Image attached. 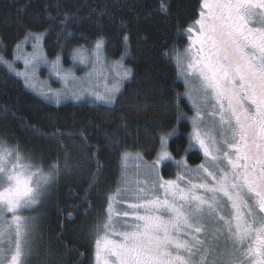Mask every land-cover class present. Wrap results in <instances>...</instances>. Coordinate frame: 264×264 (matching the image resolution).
<instances>
[{
  "label": "snow or ice",
  "instance_id": "obj_1",
  "mask_svg": "<svg viewBox=\"0 0 264 264\" xmlns=\"http://www.w3.org/2000/svg\"><path fill=\"white\" fill-rule=\"evenodd\" d=\"M159 11L167 15L165 0ZM185 32L184 53L171 57L194 112L183 151L190 157L198 149L202 162L191 168L184 157L174 160L168 141L176 129L161 135L144 180L133 185L125 177L106 195L95 229V264H264V0H200ZM46 36L27 33L13 60L0 56V64L46 104L71 100L114 110L123 82L132 76L123 58L112 68L116 79L101 92L92 76L104 59L105 40L99 37L91 48L73 49V65L84 66L85 79L65 71L59 55L48 60ZM124 41L127 47V35ZM24 44H30V53ZM18 61L23 71L14 66ZM49 64L61 90L38 80L41 66ZM28 130L45 135L35 127ZM130 155L125 152L121 160ZM135 158L142 160L139 153ZM166 161L174 163L175 178L162 174L161 165L171 175ZM69 167L66 156L63 164L45 168L14 137L0 135V264H33L39 217L26 213L43 206ZM96 167L98 178L103 172L99 162ZM116 204L127 208L118 210Z\"/></svg>",
  "mask_w": 264,
  "mask_h": 264
},
{
  "label": "trees",
  "instance_id": "obj_2",
  "mask_svg": "<svg viewBox=\"0 0 264 264\" xmlns=\"http://www.w3.org/2000/svg\"><path fill=\"white\" fill-rule=\"evenodd\" d=\"M165 2L167 15L159 11L160 0H0V56L6 60L13 59L27 33L46 32L49 59L61 55L68 64L74 48H89L102 37L110 59L123 58L132 70L113 110L91 103L46 104L0 64V135L14 137L45 168L63 164L66 156L70 164L43 206L29 212L39 217L33 264H95L96 225L106 195L119 182L125 152H140L152 161L159 137L176 129L168 142L173 159L184 157L191 167L200 161L199 151L192 150L190 157L183 151L191 127L181 114L192 110L171 58L187 47L185 29L196 19L200 0ZM57 132L59 139L50 138ZM97 162L103 172L98 178ZM166 164L171 175L163 166L162 174L171 177L175 165Z\"/></svg>",
  "mask_w": 264,
  "mask_h": 264
},
{
  "label": "rangeland",
  "instance_id": "obj_3",
  "mask_svg": "<svg viewBox=\"0 0 264 264\" xmlns=\"http://www.w3.org/2000/svg\"><path fill=\"white\" fill-rule=\"evenodd\" d=\"M91 47H89V48H91ZM23 50H24V52L30 53L32 51V48H31L30 44H24L23 45ZM184 51H185V49L182 50V51L180 50L179 52H176V53L183 54ZM44 52H45V54L47 56V53H46L45 49H44ZM60 57H61V66H62V68L65 71H68V70L72 71L75 74V76L78 77V78H85V79L87 78L86 77V70L84 69L83 65H80L79 63H77L75 66L73 65V61L71 59V54L68 57V64H66L67 61H66V59L64 57H62L61 55H60ZM47 58H48V56H47ZM55 59L56 58H54V59H49L48 58V60L50 62L54 61ZM119 62H121V60H114L113 61V59H110V57L108 56V54L104 50V59L101 61V65L97 68V70L94 72V74L92 76V82L94 84L98 85V90L99 91L103 92V90L105 88V85L110 87L111 86V82H114V80L116 79V75H115V72L112 70V68H113V66L116 63H119ZM122 62L124 64V66L127 67L126 64H125V61L122 60ZM14 66L19 71H23L24 70V65H23L22 61L16 62V64ZM49 70H50V64L48 66H41V68H40V70L38 72V80L40 82H42V83H46L47 86L51 87L52 89L61 90L62 87H63L62 82L59 81L54 75H50ZM87 71H91V69H87ZM180 78L182 79V81L184 83L183 78L182 77H180ZM20 79L23 81L22 78H20ZM128 80H125L123 82L121 91L123 90V88L125 86V83ZM29 90H31V89H29ZM185 91H186V88H185ZM184 97L187 99V101H188V103H189V105L191 107L192 113L191 114H186V115L185 114H181V119L187 120L189 122V124H190V127H191L190 118L194 115V112H193L192 105H191L190 101L188 100V98L185 95H184ZM69 102H74V101L67 100V101H64L62 104L69 103ZM74 103H76V102H74ZM190 131H191V129H190ZM176 134H177V131H176ZM195 149L196 148H194V150ZM128 153H131V155L128 157V159L126 161H121V175H120L119 182H118L117 185L121 184L122 179H124L125 177L133 185L135 184V181H137V180H144V178H145L144 177V172H145L146 166L151 164V162L153 161V160L150 161V159H148L145 155H142L140 152L129 151ZM136 153L140 154V156L142 157V160H137L135 158V154ZM166 162H170V161H166ZM162 166L163 165H161V171H162ZM189 167H191V166L189 165ZM191 168H195V167L192 166ZM174 170H175V172H174L173 176L165 177V178L166 179L167 178H175V174H176L177 170H176V168H174L173 171ZM114 207L116 209H118V210H124V209L127 208V204H116ZM33 211H35V210H33ZM29 214H30L29 212L26 213V215H29ZM8 219L10 221L11 217L9 216ZM120 219H123V217H120ZM0 226H2V225H0Z\"/></svg>",
  "mask_w": 264,
  "mask_h": 264
},
{
  "label": "flooded vegetation",
  "instance_id": "obj_4",
  "mask_svg": "<svg viewBox=\"0 0 264 264\" xmlns=\"http://www.w3.org/2000/svg\"><path fill=\"white\" fill-rule=\"evenodd\" d=\"M194 150V149H193ZM194 151H198V149H195ZM186 157V156H185ZM202 156H201V159H200V161L199 162H197V163H195L194 165H193V167H196L199 163H201L202 162Z\"/></svg>",
  "mask_w": 264,
  "mask_h": 264
}]
</instances>
